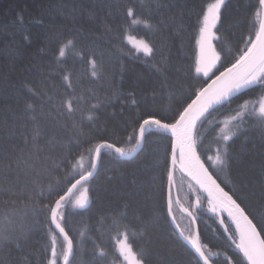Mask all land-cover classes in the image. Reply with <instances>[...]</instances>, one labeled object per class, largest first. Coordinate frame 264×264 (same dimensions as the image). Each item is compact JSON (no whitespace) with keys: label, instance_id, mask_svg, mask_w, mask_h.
<instances>
[{"label":"trees","instance_id":"trees-1","mask_svg":"<svg viewBox=\"0 0 264 264\" xmlns=\"http://www.w3.org/2000/svg\"><path fill=\"white\" fill-rule=\"evenodd\" d=\"M213 1L0 0V264L64 263L68 242L53 213L92 171L103 143L125 156L103 148L94 175L60 202L57 224L72 243L67 264H127L123 237L127 256L141 264H203L175 227L187 235L191 220L169 210L170 133L146 124L140 149L127 156L146 121L175 123L215 74L251 48L262 0H225L215 30L218 66L208 78L196 73ZM263 99L264 76L207 113L194 140L264 241ZM85 184L88 202L74 206L71 197ZM174 184L209 262L248 264L235 229L204 194L178 170Z\"/></svg>","mask_w":264,"mask_h":264},{"label":"water","instance_id":"water-1","mask_svg":"<svg viewBox=\"0 0 264 264\" xmlns=\"http://www.w3.org/2000/svg\"><path fill=\"white\" fill-rule=\"evenodd\" d=\"M264 64V0H262V17L257 36L247 53L232 66L219 75L211 78L201 89L196 98L187 106L178 120L173 124H164L155 119L146 121L139 130V141L136 149L127 157L137 153L142 145V134L146 124L153 123L167 130L173 139V149L170 164V176L168 184V205L171 209V190L175 176V169L186 175L189 180L204 194V196L216 207L219 216H223L233 226L238 235V248L244 255L248 264H264V241L252 221L247 217L237 202L216 182L208 168L201 161L195 148L194 134L200 121L212 109L227 101L243 89L254 85V81L246 84L247 80ZM103 148H111L118 154H125L115 146L108 143L101 144L95 152L92 171L82 177L70 188L67 194L60 200L69 197L74 189L94 175L100 151ZM53 213L52 221L56 229L65 236L68 242V254L63 264H67L72 254V243L66 233L58 226L56 216L59 204ZM176 229L178 226L175 224ZM181 233V232H180ZM187 241V239H185ZM188 244L195 250L203 264H211L201 249L199 240Z\"/></svg>","mask_w":264,"mask_h":264},{"label":"rangeland","instance_id":"rangeland-1","mask_svg":"<svg viewBox=\"0 0 264 264\" xmlns=\"http://www.w3.org/2000/svg\"><path fill=\"white\" fill-rule=\"evenodd\" d=\"M224 1L225 0H214L213 2L209 3L205 9V13L202 19V26L200 28L199 37L197 41V56H196L195 71L198 75H202L205 78H208L212 75V73L214 72V70L216 69L219 63L220 56L215 48V37H216L215 30L218 25L219 13H220V10H221V7ZM128 41L133 46L137 47L138 49L149 48L147 43L144 40L138 39L134 36H128ZM139 51H144V50H139ZM225 70L226 69H223V71ZM221 72H218L217 74H215V76L219 75ZM262 76H264V64L257 71L256 80L253 83L255 84L259 80V77H262ZM248 88L243 89L241 92L245 91ZM259 109H261L262 112H264L263 111L264 110V99L262 100L261 106H259ZM176 171L177 169H175V174H176ZM172 190H171L172 199H171L170 211H172L173 208L176 210H180V212L182 213V216L183 215L187 216L191 220V223H192V227H191L190 222L188 221L184 222L187 235L183 233V230L180 226H178V229L180 230L181 235L183 234L186 237L185 238L182 235L184 239H187L191 243H196L197 242L196 240L197 239L199 240V236H200L197 220L194 214L188 209V207L185 206L183 202L180 201V199H178V185L174 184V180H173ZM71 199H72V203L74 204V206L86 205L88 202V186L86 184L81 186L73 194V197H71ZM173 199H175L176 203L174 202ZM209 204H211V202H209ZM209 207L213 208L211 205H209ZM126 242L127 241L124 237L121 238L118 242V247L121 250V252L124 253V255L128 258L127 264H141L134 255L133 257L127 256V252L131 254V251H129L130 248L128 246V243ZM201 249H203V252L205 253V249L203 247H201ZM65 255L66 253H63V254L61 253L59 255V258L63 257L61 259L63 261Z\"/></svg>","mask_w":264,"mask_h":264},{"label":"bare ground","instance_id":"bare-ground-1","mask_svg":"<svg viewBox=\"0 0 264 264\" xmlns=\"http://www.w3.org/2000/svg\"><path fill=\"white\" fill-rule=\"evenodd\" d=\"M256 76H257V74L254 73V74H253V75L247 80L246 84H250V83H252V82L255 80Z\"/></svg>","mask_w":264,"mask_h":264}]
</instances>
